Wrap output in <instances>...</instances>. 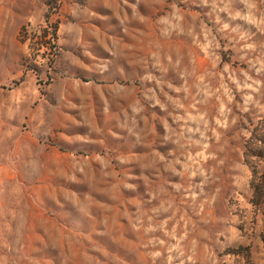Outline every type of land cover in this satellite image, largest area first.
<instances>
[{"label":"rangeland","instance_id":"obj_1","mask_svg":"<svg viewBox=\"0 0 264 264\" xmlns=\"http://www.w3.org/2000/svg\"><path fill=\"white\" fill-rule=\"evenodd\" d=\"M0 264H264V0H0Z\"/></svg>","mask_w":264,"mask_h":264}]
</instances>
